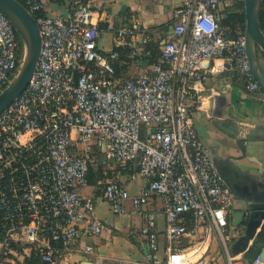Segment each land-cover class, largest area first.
Here are the masks:
<instances>
[{
  "label": "built area",
  "instance_id": "obj_1",
  "mask_svg": "<svg viewBox=\"0 0 264 264\" xmlns=\"http://www.w3.org/2000/svg\"><path fill=\"white\" fill-rule=\"evenodd\" d=\"M18 1L40 27L42 50L26 90L0 116V264L33 255L67 264L81 237L101 235L105 224L80 190L92 168L110 166L147 183L136 197L116 181L105 183L114 214H124L128 202L141 209L153 196L163 200L164 255L156 215L141 229L152 264H214L216 237L227 264H263L229 252L240 235L230 225L235 196L195 125L211 75L234 74L249 94L264 97L250 72L245 32L227 38L220 24L223 1L182 0L154 63L144 58L152 35L138 13H128L114 32V49L105 51L102 12L90 4L78 1L67 15L49 16L47 0ZM21 39L0 11V92L22 62ZM128 64L139 74L118 76L117 66ZM187 216L204 229L190 251L174 246L190 233Z\"/></svg>",
  "mask_w": 264,
  "mask_h": 264
},
{
  "label": "crops",
  "instance_id": "obj_2",
  "mask_svg": "<svg viewBox=\"0 0 264 264\" xmlns=\"http://www.w3.org/2000/svg\"><path fill=\"white\" fill-rule=\"evenodd\" d=\"M47 1L49 16L67 15L71 6L78 1H84L96 11L102 12L99 23L102 36L100 44L105 51H112L114 32L127 23L129 12L140 15L144 25L151 31L152 42L163 43L171 30L173 10L182 0ZM259 59L264 70V61ZM243 84L234 74L211 75L201 89L204 107L197 112L195 125L210 150L214 165L235 196L245 201L249 195L264 192V97L249 94ZM102 171L109 175V179L104 183L100 182V188L89 184L80 191L83 197L93 200L96 216L104 222L105 229L99 236L81 237L68 256L67 264H152L153 253L141 229L145 225L146 216L156 215L160 254L164 255L168 243L164 237L166 217L162 198L153 196L148 205L141 209H136L128 202L126 212L116 215L111 211L104 196V184L116 181L126 188L132 197H136L144 191L147 183L143 178L132 180L128 174L115 166ZM241 217V214L236 213V226L234 217L230 216L231 227L236 228L240 235L229 243V252L233 256L244 258L245 252L239 253L246 238ZM186 220L190 233L174 246L190 251L198 246L204 229L191 217L188 216ZM259 231L260 228L257 233ZM252 243L253 240L247 249ZM221 245L216 237L210 249V256L218 258L214 264H227L225 254L220 251Z\"/></svg>",
  "mask_w": 264,
  "mask_h": 264
},
{
  "label": "water",
  "instance_id": "obj_3",
  "mask_svg": "<svg viewBox=\"0 0 264 264\" xmlns=\"http://www.w3.org/2000/svg\"><path fill=\"white\" fill-rule=\"evenodd\" d=\"M246 17V54L250 72L260 91L264 94V72L260 65L259 52L264 53V33L260 27L261 0H243ZM0 11L18 32L24 47L23 59L8 87L0 92V116L24 93L34 76L42 50V36L35 17L18 0H0ZM243 202L244 204H242ZM241 214L245 226V245L239 253L251 260L260 257L264 262V192L247 196L245 201L238 196L232 216ZM236 226H238L235 223ZM260 231L257 233V230ZM253 240L249 249L248 244ZM247 250V251H246ZM238 253V254H239Z\"/></svg>",
  "mask_w": 264,
  "mask_h": 264
},
{
  "label": "trees",
  "instance_id": "obj_4",
  "mask_svg": "<svg viewBox=\"0 0 264 264\" xmlns=\"http://www.w3.org/2000/svg\"><path fill=\"white\" fill-rule=\"evenodd\" d=\"M61 1V0H56ZM224 2V10L222 13V18L220 24L222 28L225 29L227 38H234L239 32H245L246 28V17L244 12V2L243 0H222ZM260 27L264 33V0H261V11H260ZM166 38V37H164ZM161 45L160 41L152 42L148 44L146 51L149 52L148 56L144 58L149 63H154L161 57ZM264 56V55H263ZM259 58H261V52H259ZM129 68L128 65H123L121 67L117 66V75L124 77V73ZM89 184L92 186H97L100 188V182L104 183L109 179V175H105L101 169H91L89 174ZM188 217V216H187ZM186 217V218H187ZM190 217V216H189ZM192 219V218H191ZM187 221V220H186ZM1 240V235H0ZM22 264H44L41 259L35 255L26 259Z\"/></svg>",
  "mask_w": 264,
  "mask_h": 264
},
{
  "label": "rangeland",
  "instance_id": "obj_5",
  "mask_svg": "<svg viewBox=\"0 0 264 264\" xmlns=\"http://www.w3.org/2000/svg\"><path fill=\"white\" fill-rule=\"evenodd\" d=\"M224 3V2H223ZM223 10H224V4H223V6L221 7V9H220V11L218 12V14L220 13V15H222V13H223ZM264 53L263 52H261V60H263L264 61ZM259 59V58H258ZM262 67V66H261ZM140 70H141V68L140 67H137L136 65H133V64H130L129 65V68L126 70V72L124 73L125 75H124V78H131V77H135V76H137L138 74H139V72H140ZM262 70H263V68H262ZM263 72H264V70H263ZM220 251H221V253L222 254H224V249H223V246L221 245V247H220Z\"/></svg>",
  "mask_w": 264,
  "mask_h": 264
},
{
  "label": "flooded vegetation",
  "instance_id": "obj_6",
  "mask_svg": "<svg viewBox=\"0 0 264 264\" xmlns=\"http://www.w3.org/2000/svg\"><path fill=\"white\" fill-rule=\"evenodd\" d=\"M231 189V188H230ZM232 190V189H231ZM233 192V191H232ZM234 193V192H233ZM234 196H235V194H234ZM236 197V196H235Z\"/></svg>",
  "mask_w": 264,
  "mask_h": 264
}]
</instances>
